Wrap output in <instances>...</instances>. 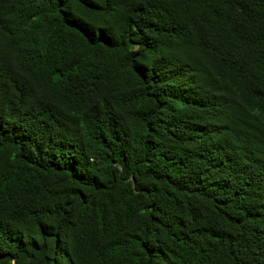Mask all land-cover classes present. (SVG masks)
<instances>
[{"label":"trees","instance_id":"obj_1","mask_svg":"<svg viewBox=\"0 0 264 264\" xmlns=\"http://www.w3.org/2000/svg\"><path fill=\"white\" fill-rule=\"evenodd\" d=\"M0 264H264V0H0Z\"/></svg>","mask_w":264,"mask_h":264}]
</instances>
